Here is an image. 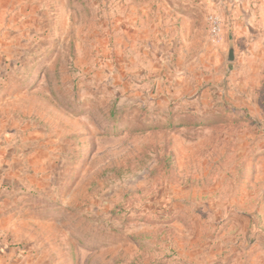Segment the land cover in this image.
<instances>
[{"label":"rangeland","instance_id":"374dc122","mask_svg":"<svg viewBox=\"0 0 264 264\" xmlns=\"http://www.w3.org/2000/svg\"><path fill=\"white\" fill-rule=\"evenodd\" d=\"M1 202L0 264H264V0H0Z\"/></svg>","mask_w":264,"mask_h":264},{"label":"crops","instance_id":"0c3cea01","mask_svg":"<svg viewBox=\"0 0 264 264\" xmlns=\"http://www.w3.org/2000/svg\"><path fill=\"white\" fill-rule=\"evenodd\" d=\"M2 204L3 203L1 202L0 206ZM12 218H13V215L7 214V213H2V207H0V236L6 235L7 232L11 231L10 227H11Z\"/></svg>","mask_w":264,"mask_h":264},{"label":"water","instance_id":"95a60500","mask_svg":"<svg viewBox=\"0 0 264 264\" xmlns=\"http://www.w3.org/2000/svg\"><path fill=\"white\" fill-rule=\"evenodd\" d=\"M233 58H234V53H233V46H232V44H231V46H230V48H229V54H228V56H227V60H228V61H232Z\"/></svg>","mask_w":264,"mask_h":264},{"label":"built area","instance_id":"2783aa9c","mask_svg":"<svg viewBox=\"0 0 264 264\" xmlns=\"http://www.w3.org/2000/svg\"><path fill=\"white\" fill-rule=\"evenodd\" d=\"M213 30H214V31L219 30V26H218L217 24H214Z\"/></svg>","mask_w":264,"mask_h":264}]
</instances>
